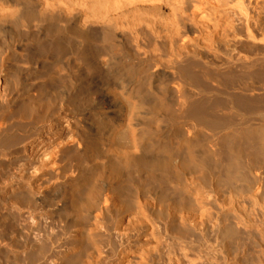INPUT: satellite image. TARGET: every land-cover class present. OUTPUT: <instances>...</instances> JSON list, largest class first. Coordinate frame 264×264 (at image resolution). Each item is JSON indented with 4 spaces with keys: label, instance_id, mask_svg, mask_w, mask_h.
<instances>
[{
    "label": "bare ground",
    "instance_id": "1",
    "mask_svg": "<svg viewBox=\"0 0 264 264\" xmlns=\"http://www.w3.org/2000/svg\"><path fill=\"white\" fill-rule=\"evenodd\" d=\"M258 33L264 41V0H0L7 112L42 105L69 119L39 202L81 223L141 195L146 207L192 203L183 220L202 225L225 198L194 186L214 166L263 203L264 67L249 55ZM219 98L239 119L209 114Z\"/></svg>",
    "mask_w": 264,
    "mask_h": 264
},
{
    "label": "rangeland",
    "instance_id": "2",
    "mask_svg": "<svg viewBox=\"0 0 264 264\" xmlns=\"http://www.w3.org/2000/svg\"><path fill=\"white\" fill-rule=\"evenodd\" d=\"M257 36L249 55L264 67V41L262 34ZM208 80L218 84L216 79ZM2 95L0 264H264V195L261 203L247 191L246 182L230 185L220 180L214 166L194 186L199 197L218 193L225 198L211 205L212 219L202 225L183 220L197 207L192 203L167 208L165 199L146 207L141 195L90 222L76 223L66 213L53 214L56 205L42 204L37 198L45 197L42 190L57 178L48 167L70 130L68 116L42 105L25 115L7 112ZM214 100L209 108L212 117L239 119L240 110L220 98ZM257 118L255 123L264 127ZM219 128L205 130L208 141L216 142ZM59 164L62 174H69L67 158L63 156ZM177 182L192 181L181 177Z\"/></svg>",
    "mask_w": 264,
    "mask_h": 264
}]
</instances>
